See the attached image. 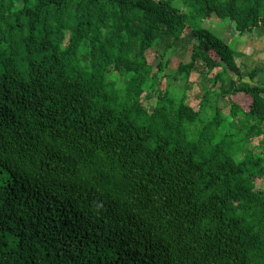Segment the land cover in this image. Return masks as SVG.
<instances>
[{"label":"trees","instance_id":"obj_1","mask_svg":"<svg viewBox=\"0 0 264 264\" xmlns=\"http://www.w3.org/2000/svg\"><path fill=\"white\" fill-rule=\"evenodd\" d=\"M213 16L264 33V0H0V264H264V86Z\"/></svg>","mask_w":264,"mask_h":264},{"label":"rangeland","instance_id":"obj_2","mask_svg":"<svg viewBox=\"0 0 264 264\" xmlns=\"http://www.w3.org/2000/svg\"><path fill=\"white\" fill-rule=\"evenodd\" d=\"M177 5L179 4L177 3ZM202 27L216 34L234 51L235 61L242 74L243 81L264 86V33L262 30L254 29L251 33H245L240 36L234 30L231 22L228 20H219L214 16L209 20L203 21ZM148 54L149 63L155 66L159 62V59L155 57L154 49L149 51ZM190 54V44L184 45L182 49L176 52L167 53L166 59L169 60V64L165 72L169 78L162 80L160 85L162 90L169 86L175 93H180L179 85L181 82L173 81L171 76L174 74L180 62L186 63L189 61ZM202 69L201 63L197 61L195 69L190 74L187 84L188 90L185 93V100L189 105H196L199 100ZM250 72L255 73L256 77L253 80H250L248 77ZM150 100L151 99L147 101L148 104L152 106L153 100ZM218 105L221 107L224 114L228 113L229 105L225 99H219ZM260 185L264 188V180Z\"/></svg>","mask_w":264,"mask_h":264}]
</instances>
